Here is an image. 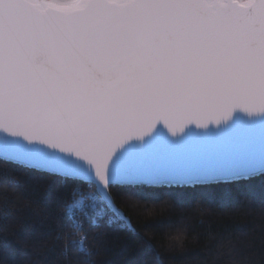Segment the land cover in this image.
I'll return each mask as SVG.
<instances>
[{
	"label": "water",
	"instance_id": "1",
	"mask_svg": "<svg viewBox=\"0 0 264 264\" xmlns=\"http://www.w3.org/2000/svg\"><path fill=\"white\" fill-rule=\"evenodd\" d=\"M0 160L94 185L264 172V0H0Z\"/></svg>",
	"mask_w": 264,
	"mask_h": 264
},
{
	"label": "trees",
	"instance_id": "2",
	"mask_svg": "<svg viewBox=\"0 0 264 264\" xmlns=\"http://www.w3.org/2000/svg\"><path fill=\"white\" fill-rule=\"evenodd\" d=\"M108 191L0 160V264H264V172Z\"/></svg>",
	"mask_w": 264,
	"mask_h": 264
},
{
	"label": "built area",
	"instance_id": "3",
	"mask_svg": "<svg viewBox=\"0 0 264 264\" xmlns=\"http://www.w3.org/2000/svg\"><path fill=\"white\" fill-rule=\"evenodd\" d=\"M89 197H90L91 202H95V201H97V198H98L97 195H89ZM76 205H77L78 207H81V206H82V201H77V202H76Z\"/></svg>",
	"mask_w": 264,
	"mask_h": 264
}]
</instances>
